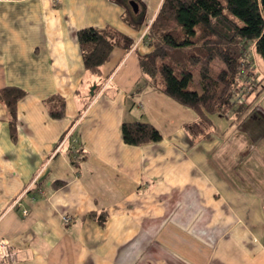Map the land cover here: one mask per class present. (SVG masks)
Segmentation results:
<instances>
[{"label":"crops","instance_id":"obj_1","mask_svg":"<svg viewBox=\"0 0 264 264\" xmlns=\"http://www.w3.org/2000/svg\"><path fill=\"white\" fill-rule=\"evenodd\" d=\"M140 1L153 18L160 0ZM124 11L112 0H0V89L26 93L15 139L0 103V239L17 257L0 264H264V175L249 165L264 168V83L241 126L210 115V136L192 143L183 125L195 113L142 76L151 48ZM89 26L130 40L100 77L76 37ZM51 95L66 101L60 120L43 104ZM134 121L162 140L125 144L121 124ZM75 137L86 151L78 166L68 161ZM102 211L103 225L92 216Z\"/></svg>","mask_w":264,"mask_h":264},{"label":"trees","instance_id":"obj_2","mask_svg":"<svg viewBox=\"0 0 264 264\" xmlns=\"http://www.w3.org/2000/svg\"><path fill=\"white\" fill-rule=\"evenodd\" d=\"M112 1L123 6V18L133 28L145 23L146 7L140 0ZM132 1L137 3V10ZM146 34L145 42L151 50L138 58L141 74L153 88L195 113L196 119L183 125L192 143L210 136V115L228 117L245 112L248 94L238 81L245 70L242 51L247 44L253 45L264 66V6L260 0H163ZM76 37L85 70L97 77L102 75L114 47L121 41L128 46L130 41L111 27H84L76 31ZM196 68L199 90L191 88ZM262 84L256 77L250 87L259 94ZM25 94L13 86L0 89V103L6 109L13 139L17 103ZM43 104L52 119L65 116L66 101L60 95L47 97ZM121 135L130 146L162 140L155 126L141 121L123 122ZM68 150L70 163L78 166L86 151L79 141L73 145V140ZM62 184L58 180L51 183L55 187ZM104 215L105 211L92 214L101 225L105 224Z\"/></svg>","mask_w":264,"mask_h":264},{"label":"rangeland","instance_id":"obj_3","mask_svg":"<svg viewBox=\"0 0 264 264\" xmlns=\"http://www.w3.org/2000/svg\"><path fill=\"white\" fill-rule=\"evenodd\" d=\"M162 1L163 0H160V4L162 3ZM158 9L156 10L155 15H156ZM154 17L153 18H151V17L149 18L147 16L145 23L142 25V27L145 29V36H143L144 40H146L147 30H148L150 24L152 23ZM242 53H243L242 55L244 56L245 70H244V72H243V74L240 77L238 82L240 83V85H244V89H245V91L248 94L247 101L249 103V106H248V108L245 110V112L243 114H241L239 116H233L232 114H229V116L227 117V121L230 124H240V126L243 124L247 113L249 111H251L253 108L254 109L258 108V102H257L258 90L256 88L254 90V89H252L250 87V84H251V81H252L251 80L252 78L250 76L257 77V79H259V80L261 79L262 83H264V66H263L262 61L260 60V58L254 52L253 45L252 44H247V46L244 48ZM197 76H198V70L196 68L194 70L193 79H192V82H191V88L199 90L198 77ZM237 102H240V100L237 101ZM255 136L256 135L252 136V138H255ZM73 139H76V137L73 138ZM73 145H75V142L73 143ZM246 152H247V149H245L243 151V155H242L241 159H244L245 157H248L251 154V151L248 152V153H246ZM70 158L71 157L68 156V161H69ZM249 165H250V168L253 171H255L259 177H262L264 175L263 164H262V161L259 158H254L253 162H249ZM240 177L242 178L243 176H240ZM243 179H244V177H243ZM245 184H248V183L245 182ZM69 223H67V224H69Z\"/></svg>","mask_w":264,"mask_h":264},{"label":"built area","instance_id":"obj_4","mask_svg":"<svg viewBox=\"0 0 264 264\" xmlns=\"http://www.w3.org/2000/svg\"><path fill=\"white\" fill-rule=\"evenodd\" d=\"M78 142V139H73L74 142ZM38 182L37 179H34L32 185H36ZM38 192H42V190L39 188ZM24 214H26V211H23ZM62 220L65 224L70 222V218L67 216H63ZM0 260H8L12 263H15L17 261L16 257V250L13 247L12 243L7 238L0 239Z\"/></svg>","mask_w":264,"mask_h":264},{"label":"water","instance_id":"obj_5","mask_svg":"<svg viewBox=\"0 0 264 264\" xmlns=\"http://www.w3.org/2000/svg\"><path fill=\"white\" fill-rule=\"evenodd\" d=\"M260 1H261V5L264 6V0H260ZM131 5H132V7L134 8V10H137L138 5H137L136 2L132 1V2H131Z\"/></svg>","mask_w":264,"mask_h":264}]
</instances>
